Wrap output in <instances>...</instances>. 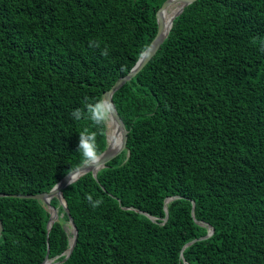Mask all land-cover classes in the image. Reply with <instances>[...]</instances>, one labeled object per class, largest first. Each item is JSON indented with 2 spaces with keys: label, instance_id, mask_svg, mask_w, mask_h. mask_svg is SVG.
Returning a JSON list of instances; mask_svg holds the SVG:
<instances>
[{
  "label": "trees",
  "instance_id": "1",
  "mask_svg": "<svg viewBox=\"0 0 264 264\" xmlns=\"http://www.w3.org/2000/svg\"><path fill=\"white\" fill-rule=\"evenodd\" d=\"M165 1L0 0V264L48 248L49 264H264V0L189 3L114 92L127 147L63 189L78 228L65 261L67 213L48 230L43 201L15 195L83 164L85 128L106 149L108 125L72 112L132 69Z\"/></svg>",
  "mask_w": 264,
  "mask_h": 264
},
{
  "label": "water",
  "instance_id": "2",
  "mask_svg": "<svg viewBox=\"0 0 264 264\" xmlns=\"http://www.w3.org/2000/svg\"><path fill=\"white\" fill-rule=\"evenodd\" d=\"M178 1H182L183 5L179 9V11H177V13L173 15L169 26H166L164 24V20L162 17V11L168 6V4L171 2V0H166L162 4V6L159 8V10L157 12L158 30H157L155 37L152 39V41L150 42L148 47L145 49L143 54L140 56V58L138 59L136 64L132 67V69L126 75L117 79V81L111 86V88L108 89L104 94V99L110 100L115 106L116 111H115V115H114L112 120L115 122L118 129L122 132V142H121L120 146L115 150L110 149L109 140H108V126H107V147L102 153H100L102 156L101 161L98 164H85V163H83V164L75 167L74 169H72L70 172L76 174V176H77L76 180L79 179L82 175H84L90 171L93 173L94 176H97V173L101 168L106 167L109 161H111L112 159L117 157L120 153H122V151L124 149H126L127 143H128L129 131H128L127 126H126L124 120L122 119L121 115L119 114L118 109L114 103L113 94L117 89H119L127 81L131 80L151 60V58L157 53L160 46L162 45V43L164 42V40L168 36L170 29L173 25V21L176 18V16H178L180 13H182L185 6L188 5L189 3L193 2L194 0H178ZM128 155H129V153H128ZM70 172H68L65 176H63L62 179L60 181H58L49 191H43V192H39V193H35V194H15L16 196H19V197L36 198V199H40L43 201L46 208L50 212V217L48 220V230L51 229L53 223L55 221H57L59 219V217H63L64 214L67 213V215L69 217L68 221H69L71 229H72V237H71L70 246L66 250V255L61 261H59V263L62 261H65L71 255V253L75 247L77 235H78V228H77L76 223L74 221V218H73V216H72V214L68 208L67 201H66L64 194H63V189L71 184L70 183L71 175L69 174ZM1 195H3V194H0V196ZM53 197L58 198L59 205L62 206L64 209V211L61 213H58L56 211L55 215H53L51 213V210H50L51 207H54V205L50 202V199ZM175 197H178V196H172V197H168L166 199V205H165L166 216H165L164 220H166L168 218V215H169L167 203ZM194 205H195V203L193 201V215H194ZM142 212L146 213L145 211H142ZM149 216L152 219H156V217H154L152 215H149ZM202 224H205V222H202ZM208 226H209L208 234L201 237V238H206L214 232V227L211 224H208ZM65 228L67 230V226H65ZM2 229H3V222L0 219V235H1ZM196 240L197 239H194V240L188 242L184 247L193 243ZM49 253H50V248H48V253H47L44 261L41 264H49L53 261V259L50 258ZM184 264H189V263L184 261Z\"/></svg>",
  "mask_w": 264,
  "mask_h": 264
},
{
  "label": "clouds",
  "instance_id": "3",
  "mask_svg": "<svg viewBox=\"0 0 264 264\" xmlns=\"http://www.w3.org/2000/svg\"><path fill=\"white\" fill-rule=\"evenodd\" d=\"M93 46L98 47V45L95 44ZM102 54L107 55V50L105 49ZM86 111L87 115L84 109H75L72 112L73 119L76 121L90 119L96 126H105L112 121L116 110L114 104L110 100L102 99L95 104H86ZM119 143L120 142L117 141V144ZM78 151L81 153L85 164H98L101 161L102 156L98 151L95 132H89L87 128L79 132ZM69 174L71 175L70 183L72 184L77 176L71 172ZM87 200L93 208L102 203L100 200L94 201L91 195L87 196Z\"/></svg>",
  "mask_w": 264,
  "mask_h": 264
},
{
  "label": "bare ground",
  "instance_id": "4",
  "mask_svg": "<svg viewBox=\"0 0 264 264\" xmlns=\"http://www.w3.org/2000/svg\"><path fill=\"white\" fill-rule=\"evenodd\" d=\"M169 4H171V5H169ZM169 4L162 11V17L164 20V24L166 26H169L173 15L176 14L177 11H179V9L183 5L182 1H178V0H171V2ZM107 125H108V140H109L110 149L115 150L120 146V144L122 142V132L118 129L117 125L115 124V122L113 120ZM117 141H119L120 143L117 144ZM51 200H52V198L50 199V202H51ZM59 209H60V205L56 209L51 208L50 210H51V213L53 215H55L56 211L58 213H60Z\"/></svg>",
  "mask_w": 264,
  "mask_h": 264
},
{
  "label": "rangeland",
  "instance_id": "5",
  "mask_svg": "<svg viewBox=\"0 0 264 264\" xmlns=\"http://www.w3.org/2000/svg\"><path fill=\"white\" fill-rule=\"evenodd\" d=\"M61 209H59V212H60ZM65 226H67V232H68V235H69V240H71V237H72V229H71V226H70V223L69 221H65Z\"/></svg>",
  "mask_w": 264,
  "mask_h": 264
}]
</instances>
